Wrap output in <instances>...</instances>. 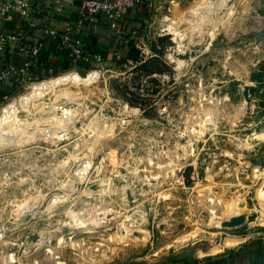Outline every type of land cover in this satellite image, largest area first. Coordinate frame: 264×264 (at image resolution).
Returning <instances> with one entry per match:
<instances>
[{
    "label": "rangeland",
    "instance_id": "rangeland-1",
    "mask_svg": "<svg viewBox=\"0 0 264 264\" xmlns=\"http://www.w3.org/2000/svg\"><path fill=\"white\" fill-rule=\"evenodd\" d=\"M199 1L137 11L127 59L77 69L99 74L20 107L27 137L0 139V264L11 253L15 264H264V0H226L185 21ZM214 20L209 44L201 33ZM238 201L247 217L228 225ZM19 204L31 207L18 213ZM128 232L147 238L118 243ZM234 235L242 241L198 254ZM182 236L190 240L178 244Z\"/></svg>",
    "mask_w": 264,
    "mask_h": 264
},
{
    "label": "built area",
    "instance_id": "built-area-1",
    "mask_svg": "<svg viewBox=\"0 0 264 264\" xmlns=\"http://www.w3.org/2000/svg\"><path fill=\"white\" fill-rule=\"evenodd\" d=\"M36 1L45 3L52 1L59 9L64 1L71 2L72 0H0V16L3 19H9L13 13L17 12L29 19ZM156 2L157 0H82L80 17L75 24L67 25L61 30L54 24L47 23L41 31V37L53 39L58 48L71 53V69H80L82 62H88L91 68L96 63L103 62L104 56L86 48L83 38L77 34L78 27L87 22L97 25L99 19H105L111 28L117 29L120 21L129 11L138 7L151 10L155 8ZM29 24L33 26L35 23L29 19ZM136 32V28L130 31V38L135 36ZM26 36L25 33L7 31L0 27V83L12 82L18 88L29 83L32 84L42 77L61 72L52 65L48 66L47 72L44 74L36 70V67L40 65L46 66V60L43 58L44 40L41 38L31 41ZM129 41L130 39L126 43L129 44ZM8 53L11 54V59H8ZM114 53L117 59L123 57L122 51L118 48L115 49ZM14 56L19 60H15ZM8 97L9 94L5 95L4 99ZM163 264L186 263L169 261Z\"/></svg>",
    "mask_w": 264,
    "mask_h": 264
},
{
    "label": "crops",
    "instance_id": "crops-1",
    "mask_svg": "<svg viewBox=\"0 0 264 264\" xmlns=\"http://www.w3.org/2000/svg\"><path fill=\"white\" fill-rule=\"evenodd\" d=\"M82 0L64 1L58 9L52 1L43 2L36 1L33 5V10L29 17L34 21V25L29 24V19L22 16L20 13H13L9 19H3L0 16V27L7 31H18L25 33L26 37L31 40H40L41 31L45 24L52 23L58 29L63 30L67 25L75 24L80 17V6ZM142 7L135 8L127 13V15L120 21L117 29L111 28L108 21L99 19L97 25L90 22L78 27L77 34L83 38L85 46L92 52L101 53L104 56L105 63H117L115 56V49L124 52L129 50L130 45L126 43L128 39L133 42V37L130 38V31H132L138 18L137 11H142ZM147 11V10H146ZM43 58L46 60V66H38L36 70L47 72L48 66L52 65L58 68V71H65L72 68V56L67 50L57 47L56 42L49 38L43 37ZM8 59H11V54L8 53ZM15 60H19L14 56ZM80 68H89L88 62H82ZM43 70V71H42ZM45 71V72H44ZM17 88L14 83H0V104L5 95H10Z\"/></svg>",
    "mask_w": 264,
    "mask_h": 264
},
{
    "label": "bare ground",
    "instance_id": "bare-ground-1",
    "mask_svg": "<svg viewBox=\"0 0 264 264\" xmlns=\"http://www.w3.org/2000/svg\"><path fill=\"white\" fill-rule=\"evenodd\" d=\"M226 0H223L221 1V4L219 5V7H217L218 5H210L209 4V0H200L198 3H196L195 5H193V7L190 9V13L188 14V18L184 17L185 18V21L186 20H190V16L194 18V16H197V15H202V16H205V15H211L210 13H213V11H217V9L219 8H223V6H225V3ZM212 6V7H211ZM233 10L232 8V5L230 7H228V9L226 11H224V15L226 14H229L231 11ZM215 11V12H216ZM214 12V13H215ZM187 15V14H186ZM221 16V17H222ZM167 17V16H166ZM219 17V18H221ZM201 18H204L205 17H201ZM208 18V17H207ZM199 19V17H198ZM210 19V17H209ZM217 19V18H216ZM182 20V19H180ZM194 20V19H193ZM201 20V19H199ZM198 20V21H199ZM179 21V20H178ZM215 21V20H214ZM213 21V24L212 25L213 27L211 28H207L205 31L203 30V33H201L202 35V40L203 41H206L207 43H211V40L215 37V35L217 34V24H218V21H215L214 23ZM166 29H169L173 34L177 36H179L182 32V30L180 29V26L178 24V22L176 20L173 21V19H169L168 17L166 18V23H164ZM182 25V24H181ZM183 29V28H182ZM186 35V34H185ZM182 36V35H181ZM184 38V36H182ZM208 37V38H207ZM177 41V40H176ZM197 41V40H196ZM183 45V44H181ZM182 50H184L182 48ZM181 61H179L180 63ZM98 74H99V71L98 70H93V71H90L88 73V75L86 76H82L77 69H72V70H68L62 74H59L58 76H55V77H51V78H48V79H44V80H41V81H34L31 85H29L27 87V90L24 91L23 93L20 94V97L18 99H13L11 101H9L8 103H6L5 105H3L1 107V111H0V139L4 141V139L6 140V138L8 137H11L12 135H9L8 133L9 132H12V134H17V138L18 136H25L26 134L28 133H25V126H21L23 123V120L21 121L20 123V118H19V109L20 107L22 108H25L27 107L28 108V104L30 101H33L35 99H38L40 98L41 96H43L45 93L49 92V91H55L54 93L56 94V98L58 97H65V96H68V95H71V89L69 88L68 84H75V85H79L83 83L88 84V83H91L93 82L94 80L97 79L98 77ZM41 100V99H40ZM38 102V101H37ZM41 102V101H40ZM36 103V101H35ZM34 104V103H33ZM43 104H45L43 102ZM35 105V104H34ZM33 106V105H32ZM42 106V105H41ZM44 106V105H43ZM46 106V105H45ZM34 107V106H33ZM39 107V106H38ZM37 107V108H38ZM47 107V106H46ZM125 107V106H124ZM127 107V106H126ZM41 108V107H40ZM30 109V108H29ZM33 109V108H32ZM126 109V108H125ZM28 110V109H27ZM40 111V110H38ZM126 111V110H125ZM43 113V111H42ZM124 114V113H123ZM27 118V117H26ZM64 119V118H63ZM62 122H64L63 120H61ZM25 122V121H24ZM28 122V121H27ZM60 122V121H59ZM65 122H67V120H65ZM30 123V122H29ZM27 124V123H26ZM24 125V124H23ZM63 126V125H62ZM65 127V126H63ZM28 128V127H27ZM29 129V128H28ZM32 130V129H31ZM30 130V131H31ZM47 130V129H46ZM110 130V129H109ZM203 130V129H202ZM33 131V130H32ZM31 131V132H32ZM35 131V130H34ZM57 131V130H56ZM101 131H107L106 129H102ZM43 132V131H42ZM32 133H30L31 135ZM35 134V133H34ZM46 135V134H45ZM203 135V134H202ZM16 136V135H14ZM19 136V137H20ZM257 136L261 137V138H264V129H262L260 132L257 133ZM27 137V135H26ZM30 139L32 136H29ZM28 137V138H29ZM26 138V139H28ZM14 139V137L12 138ZM11 139V140H12ZM19 139V138H18ZM29 139V140H30ZM255 139V138H254ZM20 140V139H19ZM18 140V141H19ZM17 139L15 142H17ZM28 141V140H27ZM6 142V141H5ZM4 142V144H5ZM9 142L10 139H9ZM14 142V141H12ZM0 143H3L0 141ZM7 143H8V140H7ZM252 143V142H251ZM22 144V143H21ZM248 143H244V145H247ZM1 145V144H0ZM85 157V156H84ZM91 163V162H90ZM66 164V163H65ZM88 166H89V162H86V164H84L83 166V169H85L87 171L88 169ZM81 171V169H80ZM173 171V170H172ZM82 174V173H81ZM85 179V178H84ZM264 181V180H263ZM257 195L259 197V200H260V204H261V209H260V213H261V217H263L264 219V182L262 185H260V187L257 189ZM59 197L61 196H57L56 195V198H54V202L57 201V199H60ZM30 198V197H29ZM63 198V197H62ZM208 199V198H207ZM27 200H29L27 198ZM26 200V201H27ZM24 201V202H26ZM210 201V200H209ZM38 202V201H37ZM27 203H29L27 201ZM31 203V202H30ZM24 204V203H23ZM22 204V205H23ZM34 204V203H33ZM52 204V203H51ZM20 205L19 204V207H18V213H22V212H26L27 209H30L31 206L29 205H26V206H23L22 208H24L25 210H22L20 209ZM25 205V204H24ZM32 205V204H30ZM36 205V204H35ZM16 206V205H15ZM34 206V205H33ZM208 207L210 209H212L211 211V214L214 216L215 212H216V209H214L215 207V204H210L208 205ZM31 212V211H30ZM73 212V211H72ZM245 212V205L243 204V202L241 201H238L236 202L235 205H231L229 206V208L226 209V213L229 214L230 216L231 215H243L244 216V220L246 219V213ZM239 214V215H238ZM212 216V218H213ZM236 217V216H234ZM232 217V218H234ZM73 218V217H72ZM231 218V219H232ZM74 219V218H73ZM230 219V220H231ZM262 219V218H261ZM229 220V221H230ZM80 221V220H79ZM75 222V221H74ZM76 224V223H75ZM85 224V223H84ZM219 224H222V223H219ZM4 231V230H2ZM197 233V232H196ZM131 233H126V234H120L119 236L116 237V240L118 241V243H126L129 241V240H136L137 242H142V241H145L146 238H147V235H141V236H136L134 238L131 239L132 236ZM197 234H193L192 236H195L196 237ZM198 236V235H197ZM198 238V237H197ZM243 237L242 236H228L225 238L224 240V243L223 244H220V243H213L211 245V247L206 251L204 250H199L198 251V254L199 255H204L206 253H216V252H219L223 249V247L227 246V245H231V244H236V243H239L240 241H242ZM132 240V241H133ZM190 240V237H180L178 239V244H186L188 241ZM60 243L62 245H65L68 243V241H66L65 239H61L60 240ZM73 245V244H72ZM51 249V248H50ZM51 251L53 252V250L51 249ZM16 262V258L15 256L13 255V253L11 254H8L5 259H4V264H15ZM60 264H63V262H59ZM81 264H94L93 262H87V263H81Z\"/></svg>",
    "mask_w": 264,
    "mask_h": 264
},
{
    "label": "water",
    "instance_id": "water-1",
    "mask_svg": "<svg viewBox=\"0 0 264 264\" xmlns=\"http://www.w3.org/2000/svg\"><path fill=\"white\" fill-rule=\"evenodd\" d=\"M243 221H244V216L239 215V216L232 218L230 221H228V225L239 224V223H242Z\"/></svg>",
    "mask_w": 264,
    "mask_h": 264
},
{
    "label": "trees",
    "instance_id": "trees-1",
    "mask_svg": "<svg viewBox=\"0 0 264 264\" xmlns=\"http://www.w3.org/2000/svg\"><path fill=\"white\" fill-rule=\"evenodd\" d=\"M129 45H130V47L133 48V42H130ZM131 50H132V49H131ZM131 50L129 49L128 51H125V52H124L125 56L122 57L121 59H116V60H117V63H120V62H122L124 59H127V58L130 56Z\"/></svg>",
    "mask_w": 264,
    "mask_h": 264
}]
</instances>
